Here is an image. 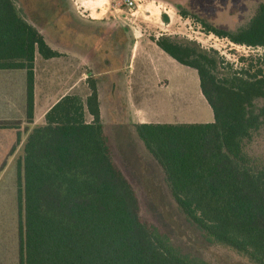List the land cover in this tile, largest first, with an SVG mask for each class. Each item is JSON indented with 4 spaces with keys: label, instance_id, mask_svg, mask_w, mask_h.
Segmentation results:
<instances>
[{
    "label": "trees",
    "instance_id": "obj_1",
    "mask_svg": "<svg viewBox=\"0 0 264 264\" xmlns=\"http://www.w3.org/2000/svg\"><path fill=\"white\" fill-rule=\"evenodd\" d=\"M206 29L264 48V0L245 25ZM154 41L197 71L214 120L135 123L136 133L202 235L264 264V156L251 151L264 135V52L240 56L235 66L182 35ZM36 52L60 55L16 0H0V69L26 71L28 122L34 119ZM91 89L85 101L62 96L27 135L17 167L18 264H214L141 213L137 190L114 158L97 88ZM18 127L0 121V129Z\"/></svg>",
    "mask_w": 264,
    "mask_h": 264
},
{
    "label": "rangeland",
    "instance_id": "obj_2",
    "mask_svg": "<svg viewBox=\"0 0 264 264\" xmlns=\"http://www.w3.org/2000/svg\"><path fill=\"white\" fill-rule=\"evenodd\" d=\"M16 1L30 23L58 50L66 52L70 45L74 49L90 51L91 57H96L97 61L102 56L101 63L93 66V70L106 67L120 70L115 73L121 79L118 87L123 100L115 116L106 114L105 132L118 166L137 190L144 217L157 224L186 251L214 264H255L229 247L209 242L181 211L165 180L163 168L139 139L135 123L126 114L129 110L126 95L132 103L138 101L141 87L137 84L142 69L158 68L161 74L168 76L170 83L167 88L156 85L159 105L154 119L162 123L213 121V111L201 92L197 71L180 64L157 45L147 48L144 41L137 56L131 59V37L154 40L162 34L182 35L196 40L205 48L217 50L235 66H240V56L261 53L264 48L236 44L206 28L209 25L232 29L245 25L262 0H134V7H129L127 0ZM183 12L188 15H183ZM104 35L108 38L115 36L120 41L116 43L111 38V49H122V55L112 63H105L106 55L93 51L98 47L101 54L107 53V43L102 39ZM70 61L60 58L52 63L59 70ZM106 78L111 81L112 76L107 75ZM100 80L91 77L88 86L102 87ZM104 109L106 111V106ZM251 151L264 156V135L254 140ZM0 196L5 197L0 208L7 209L0 212V236L11 227L4 260L7 264H18L17 218L11 225L8 210L13 207V215L17 216L16 182H0ZM2 237L5 242L9 241V236Z\"/></svg>",
    "mask_w": 264,
    "mask_h": 264
},
{
    "label": "crops",
    "instance_id": "obj_3",
    "mask_svg": "<svg viewBox=\"0 0 264 264\" xmlns=\"http://www.w3.org/2000/svg\"><path fill=\"white\" fill-rule=\"evenodd\" d=\"M102 23L104 24L105 22ZM99 36L102 37V35ZM111 38L116 43L120 42L115 36ZM111 38L105 35L102 38L103 42L107 43L106 54H101L98 47L93 49L99 55H106L104 58L105 63L107 61L112 63L113 60L122 55L121 48H114L112 50V46H109L112 41ZM143 41L148 46L147 48L149 46L153 48L154 45H157L151 39L148 40L139 36L131 37V59L137 56ZM49 45L55 50H58L52 44L49 43ZM68 48L66 52L58 50L60 55L51 58H45L39 52H36L34 119L31 122L27 120L26 71L24 69H0V121H14L19 123L18 128L0 129V182H17L18 160L24 154V146L29 131L44 123L47 111L65 94H77L85 101L92 92V89L88 86L89 78L97 77L101 79L100 84H102V87L98 85L97 91L104 128L107 124L106 114L110 113V115L115 116L118 113V108L121 107L120 101L121 99L123 100V96L118 87L121 79L115 72L120 70L106 67L95 71L93 70V66L101 63L102 56H98L97 61L96 57H91L89 54L90 51L74 49L70 45ZM60 58H68L71 61L58 70L54 67L52 61ZM78 64L80 67H77ZM135 71L136 69L134 68V74ZM73 72H76V74H73ZM107 75L112 76L111 81L107 80ZM138 82L139 84L137 86L141 87L138 94L141 97H139L140 99L138 101L132 103L128 95H126L129 109L126 111L127 116L134 123L161 122L153 118L158 110L156 106L159 105V102L157 103L158 94H156V85L158 84V88H167L170 79L168 76L161 74L158 68L151 67L142 69ZM150 87L153 88L150 89ZM158 91H161V89H158ZM104 106H106V111ZM86 117L88 121L93 119V116L88 111ZM4 199V196H0V202H3ZM2 209L0 208V212ZM3 210L5 211L7 209ZM8 210L10 211L9 215L12 219L11 225L14 219L17 218L18 227V205L17 210H15L17 216L13 215V207L11 210L8 208ZM10 229L7 233L0 236V238L4 235L9 236L8 242H5L3 237L0 239V264H7L4 257H6L5 251L8 250V243L11 238Z\"/></svg>",
    "mask_w": 264,
    "mask_h": 264
},
{
    "label": "built area",
    "instance_id": "obj_4",
    "mask_svg": "<svg viewBox=\"0 0 264 264\" xmlns=\"http://www.w3.org/2000/svg\"><path fill=\"white\" fill-rule=\"evenodd\" d=\"M126 3L128 4L129 7H134V0H127Z\"/></svg>",
    "mask_w": 264,
    "mask_h": 264
}]
</instances>
